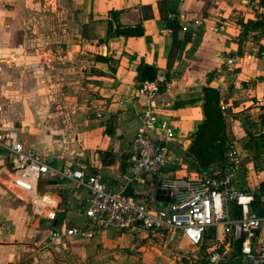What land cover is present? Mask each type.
Wrapping results in <instances>:
<instances>
[{"label":"crops","instance_id":"crops-1","mask_svg":"<svg viewBox=\"0 0 264 264\" xmlns=\"http://www.w3.org/2000/svg\"><path fill=\"white\" fill-rule=\"evenodd\" d=\"M55 1V20L45 14L41 20L50 28L53 23L58 32L37 36L35 11L40 5L52 8L51 1L0 0V89L11 96V108L0 112L7 120L0 133L13 132L48 166L83 165L107 189L128 188L138 201L161 208L160 179L195 173L187 150L204 119L202 90L209 87L218 93L219 110L225 106L231 146L240 159L234 184L253 196L250 208L264 215L259 201L264 163L254 169L245 159L252 152L264 158V0ZM110 11L119 12L123 26L140 24L143 35L107 38ZM167 22L176 25L178 41L188 39L182 50L172 51ZM51 42L58 45L51 48ZM229 58L233 64L226 63ZM34 59L42 61L34 65ZM146 66L154 69L159 89L150 101L136 93ZM144 104L156 107L159 117L171 123V146L182 156V165L126 182ZM10 163L11 154L0 148V264H184L183 253L195 249L165 233L113 226L91 239L67 238L40 249L53 227L83 225L88 191L42 177L39 189L50 193L57 211L65 213L63 222L53 226L34 218L13 194ZM213 244L223 254L216 264H243L239 243L215 241L212 233L204 239L202 258L193 264H210L205 254Z\"/></svg>","mask_w":264,"mask_h":264},{"label":"built area","instance_id":"built-area-1","mask_svg":"<svg viewBox=\"0 0 264 264\" xmlns=\"http://www.w3.org/2000/svg\"><path fill=\"white\" fill-rule=\"evenodd\" d=\"M226 63L233 64V60L229 58ZM158 90L156 81L140 82L136 93L150 101ZM220 109L224 110L225 106L221 105ZM138 120L141 129L132 140L133 154L129 175H124L126 182L158 176L166 169L182 165V156L171 146L173 127L168 120L159 117L156 107L144 104ZM0 148L11 154L13 194L28 205L34 218L53 222L57 213L52 195L37 190L41 177L65 180L88 191L83 225L53 227L38 244L40 249L67 238L91 239L98 230L113 226L117 230L161 232L181 239L195 248L183 253L187 261L202 258L199 254L204 239L212 233L215 241L226 238L230 244L238 242L243 264H264V215L250 208L253 196L234 184L241 164L232 148L219 161L200 168L191 178H161L158 186L164 201L161 208L127 197L122 191L107 189L100 176L87 173L83 165L48 166L34 151L25 148L13 132L0 133ZM259 201L264 204V195ZM232 209H237L236 216L231 214ZM217 250L213 244L206 251L208 263L216 264L220 260L223 254ZM191 253L195 255L189 256Z\"/></svg>","mask_w":264,"mask_h":264},{"label":"trees","instance_id":"trees-1","mask_svg":"<svg viewBox=\"0 0 264 264\" xmlns=\"http://www.w3.org/2000/svg\"><path fill=\"white\" fill-rule=\"evenodd\" d=\"M117 11H110V19L107 22L106 37H140L143 35V28L140 24L134 26H123L118 22ZM172 30V51L174 48L182 50L187 38L178 41L176 39V25L166 24ZM171 53V52H170ZM99 60L106 61L100 58ZM202 112L204 119L198 125L195 134L192 136L191 144L187 155L201 168L215 163L221 159L226 151L225 125L222 114L218 107V93L209 87L203 88Z\"/></svg>","mask_w":264,"mask_h":264},{"label":"rangeland","instance_id":"rangeland-1","mask_svg":"<svg viewBox=\"0 0 264 264\" xmlns=\"http://www.w3.org/2000/svg\"><path fill=\"white\" fill-rule=\"evenodd\" d=\"M36 1L39 2V3H42L45 0H36ZM49 1L52 2V5H51L52 8L51 7L49 8V7L46 6L44 8V10H43V7L40 5V9L35 11L36 20H37V23H38V28H37V31H36V35L37 36L38 35L42 36L44 33L51 34V33H57L58 32L56 27H55V25L53 23H51L52 28H50V27H48V24H46V25L44 24L45 25L44 26L43 25V20H41L42 19V14H45L47 20H49L50 22H52V20H55V18H56L57 8L55 7V5H57V3H56L55 0H49ZM37 38L42 40L41 37H37ZM37 43L39 44L40 42H37ZM50 45H51V48H52L54 46H57L58 43L51 42ZM37 48H41V45L38 46ZM40 53L41 52L38 51L37 54H40ZM40 61H42V59H40V60L34 59V65L39 64ZM19 76L20 75H18V77ZM10 97H11L10 94L5 95L4 92L2 93V90L0 89V112L2 110H4V109H10L11 108ZM221 111H224V113H225V116L222 115V119H223V123L225 125V135H226L225 147L227 148L226 151H228L230 148H232V146H231L232 145V143H231L232 142V137H231L230 133L228 132V124L229 123H228V120H227L226 111H225V109L221 110ZM3 120L7 121L6 118L0 117V124L7 123V122H4ZM226 151L224 152V154L226 153ZM223 155L221 156V158L223 157ZM249 157H250V159H249ZM249 157L247 156L245 159H247L248 162H252V165H253L254 169H259L260 165L264 163V158L261 157L260 153L252 152ZM191 166H192L193 170H195V172H198L199 169L201 168L194 161H193V164H191ZM192 260L193 259H190V261H187V262L184 261V264H193L194 262ZM126 264H131V263L128 262Z\"/></svg>","mask_w":264,"mask_h":264},{"label":"water","instance_id":"water-1","mask_svg":"<svg viewBox=\"0 0 264 264\" xmlns=\"http://www.w3.org/2000/svg\"><path fill=\"white\" fill-rule=\"evenodd\" d=\"M139 79H140V82H151V81H153L154 80V69L152 67H149V66L143 67V69L140 72ZM37 190L40 193H43V191L40 190L39 187H37ZM122 193H123V195H125L127 197H132V191L128 188L124 189ZM157 194H161V192L157 191ZM64 215H65V213L63 210L57 211L55 220L53 221V226L56 223H62L64 220Z\"/></svg>","mask_w":264,"mask_h":264}]
</instances>
